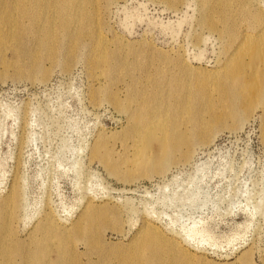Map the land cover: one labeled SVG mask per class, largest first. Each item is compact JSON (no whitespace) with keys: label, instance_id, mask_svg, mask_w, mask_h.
<instances>
[{"label":"rangeland","instance_id":"rangeland-1","mask_svg":"<svg viewBox=\"0 0 264 264\" xmlns=\"http://www.w3.org/2000/svg\"><path fill=\"white\" fill-rule=\"evenodd\" d=\"M4 3L2 262L264 264V63L204 84L262 35L264 0ZM145 225L173 259L136 240Z\"/></svg>","mask_w":264,"mask_h":264},{"label":"bare ground","instance_id":"bare-ground-1","mask_svg":"<svg viewBox=\"0 0 264 264\" xmlns=\"http://www.w3.org/2000/svg\"><path fill=\"white\" fill-rule=\"evenodd\" d=\"M6 4H2L0 12H3L5 10ZM0 22L1 23H7V18L0 13ZM264 24V16L260 18V20L257 22V24ZM213 28V27H212ZM96 47L94 48L95 54H100L102 52L103 46L105 44L104 39L101 35L96 36ZM237 56H232L229 65L223 69V72H214L209 73L210 77H208L207 83L205 82V86L210 88L212 91H216L219 85L226 81L227 79H233L235 76V73H244L246 75L247 80H252V70L250 68V64L252 61H256L257 65L260 63H264V29L262 30V35L260 34H244L242 37L238 39L237 42ZM233 66H235V69H233ZM262 80L264 82V73L262 74ZM241 95V92L237 93V96L239 97ZM261 101L264 103V90L261 92ZM138 141V148H141V150H145L148 148V144L150 140H147L146 138L137 140ZM163 144V142H161ZM93 213L91 210V206H87L84 215L77 221V223L74 225L75 229L80 230L82 228V225L91 224L93 220ZM53 224V223H52ZM59 229V227L55 224L50 226V229L48 233L54 234L56 233L55 230ZM63 231V230H62ZM58 232V231H57ZM68 230H65V233H68ZM147 233L154 234L158 239H148L146 238ZM145 235V236H144ZM136 240L142 244H149L152 246H155V248L159 251V253H166L171 258L170 252H176L179 251V246L177 242L171 238H167L164 235L159 234L157 230L154 228H151L149 225H145L142 231L137 234ZM74 251L77 252L76 247H74ZM181 257H184L187 261L193 260V256L189 253L182 252ZM66 255H64L63 251L59 247L55 248V260L53 264H64V258ZM2 256L0 255V264H5L2 262ZM173 259V258H172ZM182 262L184 264H190L186 261ZM122 264H136L131 263V258L126 256L121 261Z\"/></svg>","mask_w":264,"mask_h":264}]
</instances>
